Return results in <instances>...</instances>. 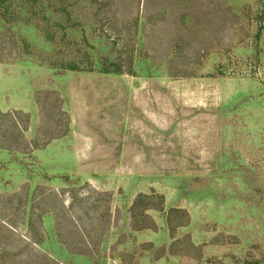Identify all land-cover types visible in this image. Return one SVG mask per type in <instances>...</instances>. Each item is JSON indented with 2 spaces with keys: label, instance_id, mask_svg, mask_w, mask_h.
<instances>
[{
  "label": "rangeland",
  "instance_id": "obj_1",
  "mask_svg": "<svg viewBox=\"0 0 264 264\" xmlns=\"http://www.w3.org/2000/svg\"><path fill=\"white\" fill-rule=\"evenodd\" d=\"M0 264H264V0H0Z\"/></svg>",
  "mask_w": 264,
  "mask_h": 264
}]
</instances>
